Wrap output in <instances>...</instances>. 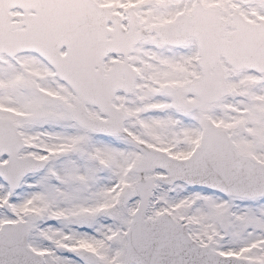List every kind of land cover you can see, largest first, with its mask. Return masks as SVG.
I'll return each mask as SVG.
<instances>
[{
    "label": "rangeland",
    "instance_id": "obj_1",
    "mask_svg": "<svg viewBox=\"0 0 264 264\" xmlns=\"http://www.w3.org/2000/svg\"><path fill=\"white\" fill-rule=\"evenodd\" d=\"M95 1L117 13L131 6L140 28L145 29V35L130 53V62L137 68L134 88L127 95L118 92L113 100L126 117L124 133L110 137L80 127L71 116L72 108L83 105L92 117L104 119L106 116L92 104L79 100L57 76L52 77L40 57L23 54L15 57L12 61L20 59L21 65H25L22 68L0 55V108L5 109V112L0 110V118L17 124L26 143L23 155L43 158L47 166L26 174L13 191L0 180V226L33 214L28 244L46 258L43 264H114L122 260L125 232L139 200L135 192L124 202L126 187L135 189L140 176L165 174L160 169L142 175L135 172L136 162L145 154L141 145L136 146L137 140L131 142L133 138L160 147L172 156L188 157L200 145L206 129L203 123L194 127V122L207 116L211 125L227 129L237 152L264 161V76L249 69L234 70L222 58L229 92L218 102L203 103L190 84L186 94L180 89L186 81L199 77L191 63L196 39L189 37L175 46H162L158 36L148 32L149 26L173 20L177 13L189 15L198 2L217 8L225 18L238 10L251 22L264 18V3ZM19 12V9L12 10V13ZM214 69L217 66L213 65ZM166 81L171 85L170 91L162 90ZM179 99L183 107L176 106ZM174 112H185L191 117L190 122L181 121L177 129L179 120ZM135 118H141L148 129L135 127ZM196 132L200 135L194 138ZM95 156L99 158L95 160ZM130 158L134 159L126 174ZM104 168L105 172H98ZM50 170L56 172L57 182L49 178ZM6 201L8 210L4 208ZM256 203L236 197L229 200L182 183L172 187L158 183L146 215L154 218L166 211L174 219L185 222L197 242L220 254H233L249 258L252 264H264V198H258ZM223 217L229 222L226 232L218 222ZM109 239L113 240L112 244ZM83 249L95 255L94 263L79 257Z\"/></svg>",
    "mask_w": 264,
    "mask_h": 264
},
{
    "label": "water",
    "instance_id": "obj_2",
    "mask_svg": "<svg viewBox=\"0 0 264 264\" xmlns=\"http://www.w3.org/2000/svg\"><path fill=\"white\" fill-rule=\"evenodd\" d=\"M71 11L73 12L74 16L79 17V11L84 12V20H79L78 25L80 27L79 36L77 37L78 32L76 30H73L70 35L71 37H76V40L73 44V40H70L72 44H69L72 46V52L71 55L66 59H61L57 56H51L52 61L54 62L55 66L59 70L60 74H62L65 77V74L69 76V79L71 78V82L73 83L74 89L86 100L93 101L97 103L101 109L109 114L111 117L114 118V120H117L116 127L113 129L114 132L119 131V128L122 123V116L118 113H116L110 104V99L113 95V92L115 90V87H112L110 89H107L101 84L100 87L99 83L96 86L97 78L100 76L101 73V67H99V71L97 74L93 72V66L95 64H99V59L101 58L102 52L97 51L98 44L96 43L97 38L96 36L87 30V26L89 24H92L93 22L90 20V16H92L95 19L96 27H100L103 29V26L108 19L109 15L103 8H99L95 5L93 0H64ZM15 4V0H0V12L2 10L1 19L0 20V50L5 49L8 47L9 40H13L14 33H19L16 30H12L13 27L17 26V24H11L9 23L10 16L7 15L6 10L8 7ZM197 15V13H196ZM207 16V15H206ZM213 16V15H212ZM32 17H27V19H31ZM199 18V17H198ZM208 21L210 23L209 30L211 31L213 27L215 28L217 35L221 34L222 26H216L217 21L219 20L217 17L213 16V19H210L209 16H207ZM211 20V21H210ZM200 21L198 19L196 23L193 26H196L197 23ZM135 25V23L133 24ZM95 26V25H93ZM216 26V27H215ZM60 28V26H58ZM156 29V28H154ZM12 30V32L10 31ZM158 30V28H157ZM69 32V31H68ZM255 32L254 28L252 26H244L243 28L239 29L236 33L241 34L245 36L247 33ZM24 34H27L24 32ZM28 34H32L31 32ZM142 33H138V37ZM33 36V35H32ZM57 39L63 38L65 39V31L64 30H58L55 34ZM137 40V37L135 39H132V43ZM239 40V37L233 41V45L231 47H228L222 43L218 44L216 47L218 49L222 48L223 52L226 55H229V50L234 48H238L236 44V41ZM98 42V41H97ZM112 47V46H111ZM110 47V48H111ZM102 50V49H101ZM92 51V53L90 52ZM221 90V88H220ZM99 91H107L108 93L104 95L103 97H100L101 93ZM217 94L221 95L219 92V89L217 90ZM74 116L76 119H78L83 124L92 126L91 119L87 118L85 114H83L81 111L75 110ZM212 136H209L208 142L210 139H212ZM222 139L226 143V149L228 153H230V150L227 146V139L224 135H222ZM150 157L144 162H148L150 160ZM228 158L231 159V155L228 154ZM153 166H149L148 168H152ZM36 168V166H35ZM20 170L19 176L27 171V168L18 167ZM146 169V166L141 167L140 171H144ZM255 175L257 176H254ZM253 174L244 173L242 176L248 178H254L257 182L260 183L264 181L263 176H261L260 169H256ZM146 181V179L143 180V183ZM150 181V179L148 180ZM258 184V183H257ZM151 185L147 187L143 193V203L140 208V210L136 213V217L133 221L132 228L130 233L128 234V244H127V251H126V259L121 264H128L131 262H136L138 264H246L242 261H227L224 258L221 257H215L210 254L209 251L202 249L201 247L196 246L185 234L184 230L182 228L177 229L180 235H171L173 232L168 230V227L163 228L158 225H156L155 222H149L147 220H144V211L146 208V200L149 196ZM243 194H258L259 191H249L248 189H244L241 191ZM21 226V229L19 230L20 236L17 237V242L19 244V250L23 253L25 248V241L28 233V223L19 224ZM151 225H154L153 227ZM8 227H12V225H8ZM18 227V226H17ZM145 231V235L143 238L139 239V235L143 234ZM172 237V241L169 242L165 238L166 237ZM8 248V247H6ZM203 250V252L200 253V251ZM15 257L12 254H9L8 252L5 253L0 250V262H3L4 264H15L18 261H14ZM22 262V261H21ZM19 262L18 264H20ZM35 264V263H32Z\"/></svg>",
    "mask_w": 264,
    "mask_h": 264
},
{
    "label": "bare ground",
    "instance_id": "obj_3",
    "mask_svg": "<svg viewBox=\"0 0 264 264\" xmlns=\"http://www.w3.org/2000/svg\"><path fill=\"white\" fill-rule=\"evenodd\" d=\"M188 83H189V81H186V82L183 84V86L180 87L181 92H182L183 94H186V93H187V85H188ZM93 200H94V199L92 198V199L89 200V201L92 202Z\"/></svg>",
    "mask_w": 264,
    "mask_h": 264
}]
</instances>
